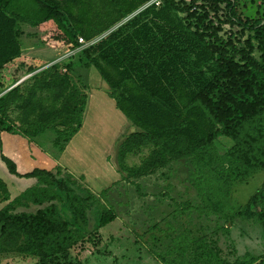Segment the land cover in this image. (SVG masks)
<instances>
[{"label": "trees", "instance_id": "16d2710c", "mask_svg": "<svg viewBox=\"0 0 264 264\" xmlns=\"http://www.w3.org/2000/svg\"><path fill=\"white\" fill-rule=\"evenodd\" d=\"M21 24L44 30L36 47L74 49L82 45L78 37L91 42L79 50L80 64L97 71L135 128L115 153L123 179L150 175L174 160H204L218 138L230 139L225 156L231 172L205 162L211 173L193 184L199 197L194 209L223 215L225 233L242 218L264 236V0H0V74L24 51ZM225 24L234 32L224 37ZM58 68L50 65L29 85L18 83L0 95V131L16 128L8 115L15 106L23 136L34 138L49 127L63 149L82 126L87 96ZM144 148L148 153L138 164L127 163ZM0 159L8 173L37 183L11 198L0 177V253L59 264L60 255L116 219L111 207L60 166L20 173L1 152ZM258 173L255 191L233 208V183L245 184ZM22 200L38 207L16 211ZM157 257L162 264H264V255L248 252L224 259L205 235L180 234Z\"/></svg>", "mask_w": 264, "mask_h": 264}, {"label": "rangeland", "instance_id": "374dc122", "mask_svg": "<svg viewBox=\"0 0 264 264\" xmlns=\"http://www.w3.org/2000/svg\"><path fill=\"white\" fill-rule=\"evenodd\" d=\"M250 1L239 0V3L249 4ZM244 12L251 14L252 9L244 10ZM229 28L228 24L223 25V31L220 34L225 37L229 30L234 32ZM20 29L22 46L28 54L20 60L15 58L1 71L0 80L4 81L5 86L0 85V95L17 82L21 87L29 85L33 74L50 65L58 64V71L67 74L77 88L85 92L87 96L81 129L72 138L76 156L70 159V174L78 176L77 170L85 166L99 168L98 165H103L100 171L109 168L111 174H114L113 171L118 169L115 159L117 145L126 134L135 128L117 109L114 100L107 95V85L97 71L93 67L87 68L80 64L79 50L84 45L74 49L60 48L56 51L49 49L48 46L36 47L35 44L42 38L44 30L28 24H21ZM234 34L239 35L238 32ZM246 36L247 33H244L242 39ZM254 55L257 56V52H254ZM18 113L15 106H11L8 110L9 118L16 126L13 131L20 134ZM59 127L62 128V126ZM55 135L54 130L48 127L43 134L32 140H35L43 150L57 156L62 143L54 142ZM19 142L18 137L5 135L2 146L0 142L1 153L12 159L16 154L17 170L20 172L41 168L36 156L31 159H22L17 153ZM22 142L25 143L23 140ZM231 145L230 139L220 137L213 146L205 149L202 154L205 157L204 160L196 157L174 160L154 173L139 178L123 179L119 173V178L114 180L113 177L103 195H100L102 191L91 190L92 186L88 182L86 187L114 210L116 219L101 227L97 233L98 236L92 233L90 240H82L72 247L66 256L60 255L57 259L59 264H162L157 255L172 247L173 240L180 234L191 237L205 235L212 245L219 247L220 256L227 260L235 259L238 246L243 252V246L248 248L253 245L257 248L255 249L257 253L251 256L264 255V247L260 245L258 235H256L258 229L252 221L235 218L229 227L230 232L225 233L221 228L224 226L223 215H203L194 209V206L199 203V197L193 184L198 182L203 175L211 173L210 169L205 167V162L211 166L212 170L231 172L225 156ZM147 153L148 149L144 148L136 154L129 155L126 161L130 165L138 164ZM3 166L5 171L0 170V177L5 182L8 183L12 181V178H18L8 173L5 165ZM56 167L58 166L46 169L55 171ZM60 168L62 174L68 173L65 168ZM258 175L259 173L254 175L245 184L233 183L230 200L233 208L243 204L255 191L260 183L256 179ZM75 178L84 184L82 177ZM18 179L19 184L15 183L10 186L12 191L8 187L11 198L37 185L36 181L28 184V179L24 177ZM37 207L29 201L22 200L15 210L35 211ZM89 227H92V220H90ZM0 264H39V262L33 256L17 252H3L0 253ZM49 264L56 263L51 261Z\"/></svg>", "mask_w": 264, "mask_h": 264}, {"label": "crops", "instance_id": "0c3cea01", "mask_svg": "<svg viewBox=\"0 0 264 264\" xmlns=\"http://www.w3.org/2000/svg\"><path fill=\"white\" fill-rule=\"evenodd\" d=\"M49 49H52V50L56 51V50H59L60 48H58V49L49 48ZM27 54H28V52L23 51L21 56L18 57V60H20L23 56H26ZM5 67L3 68V70L5 69ZM9 134L12 135L13 137H18L19 138L20 142L18 143V152L17 153H19L21 155L22 159H25V160L26 159H31L32 157L36 156L38 162L42 166L41 168L46 169V168H53L54 166H60L63 169L65 168V170L68 173H70V171H71L70 170V166H71L70 165L71 164L70 163V159H72L73 157L76 156L75 153H74L75 147L72 146V138L76 134L65 144V146L58 153L57 156H53L51 153L47 152L46 150H43L39 146V144L35 142V140H32V138L30 139L28 137L23 136L21 133L18 134V133L14 132V131H12V132L0 131L1 146H2V143H3V137L5 135H9ZM22 140L25 143H23ZM16 156L17 155L15 154L14 155V159H12V158H10V159H12L15 162L16 167H18V163H17L18 159H17ZM3 165L4 164H3V162L0 159V170L5 171V168H4ZM98 167L99 168H97L95 166V168H92V167H89V166H85V168L77 170L78 176H75V175L74 176L75 177H82L85 186H87V184H89L88 182H90V185L92 186V187H90V189L91 190L93 189L94 192L96 190L98 192L102 191V190H106L107 187L111 184V181H112L113 177H114V180H115V179L119 178L120 174H119V172H117L115 170L113 171L114 174H111V171L109 170V168H106L104 171H102V170L100 171V169L103 167V165H98ZM17 171L20 172L19 170H17ZM26 172H28V171H26ZM20 173H25V172H20ZM115 175H117V176H115ZM142 177H144V176H142ZM18 178H21V177H18ZM18 178H16V179L12 178V181H10L8 183L5 182L4 180L3 181L7 184V187H9V190L12 191L10 186H11V184H15V183L19 184L20 180ZM27 179L29 181L28 184H31V183L36 181L35 178H30V179L27 178ZM97 183H99V185H97ZM255 227L258 229L257 230V234H256V235H258V238H259L258 242L260 243V245L262 247H264V236H263V234H261V229L259 228L258 225H255ZM229 232H230V229H229ZM254 247H253V245L248 246V248H245V246H243V252H242V251L239 250V246H238L235 258L236 257H242L247 252L250 253V254H256L257 252H255V249H257V248H254Z\"/></svg>", "mask_w": 264, "mask_h": 264}, {"label": "built area", "instance_id": "2783aa9c", "mask_svg": "<svg viewBox=\"0 0 264 264\" xmlns=\"http://www.w3.org/2000/svg\"><path fill=\"white\" fill-rule=\"evenodd\" d=\"M151 2H154L156 5L159 4V0H151ZM78 42H79L80 44L84 45V46H87L88 44L91 43V42H85V41L83 40V38H81V37H78Z\"/></svg>", "mask_w": 264, "mask_h": 264}, {"label": "water", "instance_id": "95a60500", "mask_svg": "<svg viewBox=\"0 0 264 264\" xmlns=\"http://www.w3.org/2000/svg\"><path fill=\"white\" fill-rule=\"evenodd\" d=\"M19 82L13 84L10 88H12L13 86L17 85ZM10 88H8L7 90H9Z\"/></svg>", "mask_w": 264, "mask_h": 264}]
</instances>
